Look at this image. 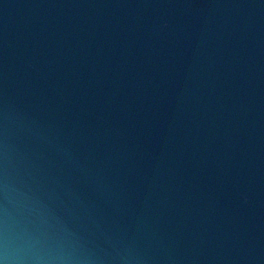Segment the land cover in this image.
<instances>
[{"label":"water","instance_id":"water-1","mask_svg":"<svg viewBox=\"0 0 264 264\" xmlns=\"http://www.w3.org/2000/svg\"><path fill=\"white\" fill-rule=\"evenodd\" d=\"M0 261L264 264V0H0Z\"/></svg>","mask_w":264,"mask_h":264},{"label":"clouds","instance_id":"clouds-1","mask_svg":"<svg viewBox=\"0 0 264 264\" xmlns=\"http://www.w3.org/2000/svg\"><path fill=\"white\" fill-rule=\"evenodd\" d=\"M0 264H4V261H0Z\"/></svg>","mask_w":264,"mask_h":264}]
</instances>
